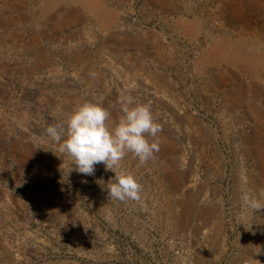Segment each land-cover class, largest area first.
<instances>
[{"label": "rangeland", "instance_id": "obj_1", "mask_svg": "<svg viewBox=\"0 0 264 264\" xmlns=\"http://www.w3.org/2000/svg\"><path fill=\"white\" fill-rule=\"evenodd\" d=\"M99 4L116 15L104 29L75 0H0V64L9 69L0 72V264L264 257V207L246 204L264 203V0ZM215 39L238 43L258 64L199 63ZM125 91L151 106L162 130L148 139L165 143L143 165L131 152L123 158L116 173H132L142 191L119 202L106 190L111 170L68 175L67 157L62 163L44 131L85 101L101 100L118 120ZM27 146L35 149L28 163Z\"/></svg>", "mask_w": 264, "mask_h": 264}, {"label": "clouds", "instance_id": "obj_2", "mask_svg": "<svg viewBox=\"0 0 264 264\" xmlns=\"http://www.w3.org/2000/svg\"><path fill=\"white\" fill-rule=\"evenodd\" d=\"M90 75L94 77L95 73ZM118 103L121 112L118 120H112L110 111L101 100L85 101L48 125L44 135L61 154L56 156L62 163V157H67L68 175L76 171L91 176L95 173V166L103 164L106 170L114 173L106 184L108 197L119 202L138 201L142 191L138 179L130 172L117 174L115 170L120 168L129 152L141 165L154 159L159 143L156 139L149 141L148 137L156 138L162 128L156 122L151 106L136 103L130 92L121 93ZM246 204L253 211L264 207L258 198H249Z\"/></svg>", "mask_w": 264, "mask_h": 264}, {"label": "bare ground", "instance_id": "obj_3", "mask_svg": "<svg viewBox=\"0 0 264 264\" xmlns=\"http://www.w3.org/2000/svg\"><path fill=\"white\" fill-rule=\"evenodd\" d=\"M75 1L83 4L88 9V11H90L92 14H94L99 19V26L102 29L106 28L108 26V24L112 23L116 18L115 12H113L112 10L101 7L99 4V0H75ZM194 26H192L190 24L189 25L183 24L182 28L185 31H187V33H193L194 34ZM148 39L152 42L154 37L150 36V37H148ZM239 43H243V42L241 41ZM244 43H246V42H244ZM241 45H239V46H241ZM236 46H238V43L228 45L223 40L215 39L211 46H209L208 48H205L203 50L202 57L200 56V58H199L200 60H198V61H200L199 63L205 64V65L210 63V62L214 63L215 61L217 62L220 60L227 61V62H232V61H234V62L242 61L243 62V61H246V63L248 62V63H251L252 65L258 64L259 60H258L257 56H253V54L252 55L247 54L243 50L236 51ZM37 66H40V64L39 65L37 64ZM37 66L34 67V69H36ZM201 67H203V66H201ZM34 69H32V71H34ZM7 70H9V69L6 65L0 64V72H4ZM152 80L156 86L155 92H161V90L164 89L163 87H166L164 84H162V82L158 78H152ZM162 92H161V94H162ZM164 140L162 138H160L158 140V143L160 144V146H161V144L165 143ZM34 156H35V149L34 148L31 149L30 147L27 146L24 150L22 160H24V161H26V163H28L30 160H32V158ZM262 160L263 159L261 157H259V161H258L259 164H262ZM171 182L174 184L175 180L173 179ZM190 204H191V200L188 198L186 200L185 209L183 210L184 212H182V213L180 212L181 214H179L178 218L175 220V226L176 227L184 228V226L187 224L188 210L190 208ZM243 258H244L243 260L241 259L242 262L244 260H246V262L241 263V264H264V257H262V255H260L259 252H255L254 254L249 255L248 258H246V259H245V257H243Z\"/></svg>", "mask_w": 264, "mask_h": 264}]
</instances>
